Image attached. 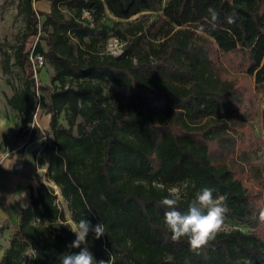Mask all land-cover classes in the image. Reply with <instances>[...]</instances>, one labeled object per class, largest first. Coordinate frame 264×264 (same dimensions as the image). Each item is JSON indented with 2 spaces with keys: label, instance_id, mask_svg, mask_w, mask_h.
<instances>
[{
  "label": "trees",
  "instance_id": "trees-1",
  "mask_svg": "<svg viewBox=\"0 0 264 264\" xmlns=\"http://www.w3.org/2000/svg\"><path fill=\"white\" fill-rule=\"evenodd\" d=\"M48 1L49 10L38 11L24 0L21 42L12 55L2 52L4 72L11 65L26 71L7 104L31 140L40 134L37 94L45 98L50 140L33 150L36 165H46L72 221L105 224L100 239L91 231L87 237L96 260L264 264V200L247 183L262 185L244 108L248 95L243 77L226 73L216 52L264 93V0ZM209 8L219 14L214 22ZM143 11L157 15L148 23L120 21ZM106 12L119 20L107 23ZM31 36L37 40L28 51ZM110 37L122 43L119 54L106 51ZM31 52L52 67L49 84L30 80ZM171 187L180 189L181 212L207 187L226 198V217L251 230L223 229L198 254L186 238L172 241L159 203ZM56 197L52 186L38 182L18 221L0 226L11 227L0 264H19L28 241L38 251L28 264H60L61 254L80 250L68 247L75 235Z\"/></svg>",
  "mask_w": 264,
  "mask_h": 264
},
{
  "label": "rangeland",
  "instance_id": "rangeland-1",
  "mask_svg": "<svg viewBox=\"0 0 264 264\" xmlns=\"http://www.w3.org/2000/svg\"><path fill=\"white\" fill-rule=\"evenodd\" d=\"M24 0H0V225L5 221L16 223L18 221L19 209L25 206L29 202L28 181L32 184L31 189H34L38 182L45 181L55 189L56 203L63 210L65 219L70 225L73 221L70 218V211L67 208L66 201L60 194V191L56 185H54L45 176L46 165L38 167L36 165L35 156L33 150L40 149L42 144L50 140L48 132L50 114L46 111V100L41 95L37 94V110L34 116V123L38 125L40 129L39 137H34L31 140H27V134L25 133L26 127L22 130H18L16 123L19 121L17 112L7 104V97L12 94V87H20L26 79V71L20 68L18 65H11L8 72H4L1 64V56L3 51H7L12 55L14 48L21 42L22 33L25 31V13L23 11ZM32 7L38 11H48V0H31ZM157 12L155 11H143L136 15L131 16L128 19L120 20L123 24L140 19L144 23L150 22L155 18ZM119 20L110 13L106 12L105 21L112 24L114 21ZM37 40V37L31 36L26 42V49L30 51ZM153 43H157V40H152ZM43 43V41H41ZM44 44V43H43ZM219 57L220 64L226 73L229 75L243 77L240 83L244 86L248 95L246 101L245 110L248 115V130L252 137L253 148L251 152L260 161L259 168L257 169L258 175L261 177L262 185H257L251 181H247L254 189H258L262 196L261 201L264 200V126H263V109H264V93L254 89L252 77H245V73L232 71L226 68V65L221 60L220 51L216 49ZM10 62H13L11 57ZM53 74L52 67L44 60L42 67L34 73L32 76L35 83L49 84L50 78ZM37 79V80H36ZM112 89H117L113 84L108 85ZM107 87V86H106ZM60 121L65 123L63 114H60ZM33 123L28 125V129L32 127ZM7 129L5 132L4 130ZM239 140V139H238ZM33 144L34 148L31 151H27V147ZM29 149V148H28ZM25 151L28 152L30 158V167L27 168V172L23 173L22 159L25 156ZM31 155H30V152ZM238 149L236 148L235 154ZM237 159V158H236ZM240 162L239 159H237ZM15 174V178H22L25 183H15L14 177H11L12 184L9 186L5 184V180L2 178V174L10 175ZM23 184V185H22ZM24 186V189L19 188ZM12 191L10 194L9 192ZM233 227H239L244 231L251 230V225L247 223H240L232 218L226 217L225 225L223 229H230ZM11 227L0 230V261L5 249L9 245Z\"/></svg>",
  "mask_w": 264,
  "mask_h": 264
},
{
  "label": "clouds",
  "instance_id": "clouds-1",
  "mask_svg": "<svg viewBox=\"0 0 264 264\" xmlns=\"http://www.w3.org/2000/svg\"><path fill=\"white\" fill-rule=\"evenodd\" d=\"M212 21L218 19L219 14L212 8L208 9ZM232 23V18H226ZM7 129L4 130V132ZM163 189V185L160 186ZM180 189L171 187L167 189V194L162 196L160 205L165 207L164 225L170 233L172 241H180L186 238L190 249L197 254L214 241L225 225L226 214L229 212L225 204L224 196L214 197L213 191L207 187L196 193L195 198L188 204L187 211L179 210L181 197ZM259 220L264 222V209L259 212ZM70 231L74 233L75 239L68 247L70 249H80L78 252H65L60 255V264H111V256L107 261L96 260L87 247V237L89 232L94 233L95 239H100L106 234L105 224L99 223L94 227L89 221L81 219L73 221ZM81 245H85L81 247ZM38 258V251L30 241L22 254L19 264H28L29 260Z\"/></svg>",
  "mask_w": 264,
  "mask_h": 264
},
{
  "label": "built area",
  "instance_id": "built-area-1",
  "mask_svg": "<svg viewBox=\"0 0 264 264\" xmlns=\"http://www.w3.org/2000/svg\"><path fill=\"white\" fill-rule=\"evenodd\" d=\"M121 47H122V43L116 37H110L106 44V51L112 54H119L122 50ZM29 59H30L31 68H32L33 75H34V73H36L39 70V68L42 67L44 59L41 54L33 55L32 52L29 55ZM35 115L36 113L34 114V116Z\"/></svg>",
  "mask_w": 264,
  "mask_h": 264
},
{
  "label": "crops",
  "instance_id": "crops-1",
  "mask_svg": "<svg viewBox=\"0 0 264 264\" xmlns=\"http://www.w3.org/2000/svg\"><path fill=\"white\" fill-rule=\"evenodd\" d=\"M31 142H29V144H30ZM34 145V143L33 144H30V146L29 147H27V151L28 150H32V149H34V148H38V147H35V146H33ZM29 148V149H28ZM27 151H25V156L23 157V159H22V162H23V170H22V168H21V170L20 171H22L23 173H25V172H27V168L29 169V167H30V158L32 159V157H29V155H28V152ZM29 151V152H30ZM30 155H31V152H30ZM10 175L8 176V175H3L2 174V178L5 180V184H8L9 186H11V184H12V181H11V177H14L15 178V174H12V173H9ZM15 181L17 182L18 181V183L21 185V183H25V181H23V179L22 178H20V177H18V178H15L14 180H13V182L15 183ZM22 184V185H23ZM28 184L30 185L29 186V188H28V195H30V192H31V186H32V184L28 181ZM19 188H22V189H24V186H21V187H19ZM12 191H10L9 192V194L11 193ZM0 211L2 212V210L0 209ZM1 226V225H0Z\"/></svg>",
  "mask_w": 264,
  "mask_h": 264
},
{
  "label": "water",
  "instance_id": "water-1",
  "mask_svg": "<svg viewBox=\"0 0 264 264\" xmlns=\"http://www.w3.org/2000/svg\"><path fill=\"white\" fill-rule=\"evenodd\" d=\"M30 80L33 82V81H34V78H33V77H31V78H30Z\"/></svg>",
  "mask_w": 264,
  "mask_h": 264
}]
</instances>
